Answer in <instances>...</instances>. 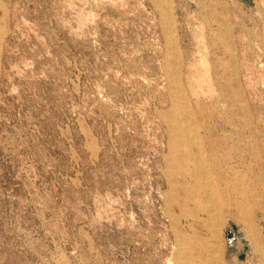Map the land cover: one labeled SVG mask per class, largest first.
Masks as SVG:
<instances>
[{"label":"rangeland","instance_id":"rangeland-1","mask_svg":"<svg viewBox=\"0 0 264 264\" xmlns=\"http://www.w3.org/2000/svg\"><path fill=\"white\" fill-rule=\"evenodd\" d=\"M182 255L264 264V0H0V264Z\"/></svg>","mask_w":264,"mask_h":264},{"label":"bare ground","instance_id":"bare-ground-1","mask_svg":"<svg viewBox=\"0 0 264 264\" xmlns=\"http://www.w3.org/2000/svg\"><path fill=\"white\" fill-rule=\"evenodd\" d=\"M159 11V10H158ZM166 11H168V10H166ZM169 11H170V8H169ZM226 12V11H225ZM228 17V16H227ZM222 19V18H221ZM229 25V24H228ZM226 26V25H225ZM217 28V27H216ZM215 31V30H214ZM218 32H221V31H218ZM228 33V32H227ZM222 34V33H221ZM172 38H175V37H172ZM219 38V37H218ZM221 39V38H220ZM169 40V39H168ZM175 40H177V39H175ZM172 41H173V39H172ZM221 42V41H220ZM219 43V42H218ZM175 46V45H174ZM218 47V46H217ZM174 48V47H173ZM172 49V48H171ZM174 51V50H173ZM172 51V52H173ZM179 51V50H178ZM178 51H175V57H176V61H179L180 60V54H179V52ZM222 51H223V49H222ZM171 52V51H170ZM189 56V55H188ZM243 61V60H242ZM172 62V61H171ZM175 62V61H174ZM178 63V62H177ZM226 63V62H225ZM227 66V65H226ZM230 66V65H229ZM175 67V66H174ZM174 70H172V72H173ZM168 73V72H167ZM179 86V85H178ZM181 86V85H180ZM178 88V87H177ZM181 91H183V90H181ZM175 101V100H174ZM173 109V108H172ZM188 110V109H187ZM184 126H186V125H184ZM183 129H185V127H183V128H181V126H180V128L178 129V134H177V131H174L173 129V131H174V140L172 141V143H171V151H174L173 149L175 148V145L177 144L176 142H178V140H179V138H182V136L184 137V131H183ZM189 133H191V132H189ZM192 134V133H191ZM182 135V136H181ZM193 135H191V137H192ZM173 145V146H172ZM180 153V152H179ZM194 158V156H189L188 158H182L181 159V161H179V163H176V165H177V167L176 168H178V169H180L181 171H187V169L185 168H183L184 166L182 165V162H183V160H186V161H190L191 159H193ZM171 161H173V160H171ZM185 161V162H186ZM196 163L198 162L197 161V159L195 158V160H194ZM228 163V162H227ZM237 167V166H236ZM201 168V167H200ZM203 169H205V167L203 168ZM202 169V170H203ZM220 170V169H219ZM225 170H228V169H225ZM204 171V170H203ZM203 171H200L199 172V174L201 173V172H203ZM217 173V172H216ZM220 174V173H219ZM240 180V179H239ZM209 181V180H208ZM197 184H198V187L202 190L203 188H205V189H203V190H206V192L205 193H207V197H209V198H211L212 196H216L217 195V192L214 190V188H207V187H205L204 186V184L202 183V182H197ZM209 184V183H208ZM206 185V184H205ZM206 186H209V185H206ZM212 185H210V187H211ZM244 191V190H243ZM201 193H202V191H201ZM203 194V193H202ZM203 195H206V194H203ZM196 196H197V199H198V197H200V195H199V193H198V195L196 194ZM204 196H201L200 197V199L201 198H203ZM209 198H208V200H209ZM204 199V198H203ZM192 200V199H191ZM201 201H203V200H201ZM212 204V203H211ZM218 206V205H217ZM216 206V207H217ZM221 206V205H220ZM203 207V206H202ZM212 208V207H211ZM210 207L208 208V209H211ZM214 208V207H213ZM203 213L204 212H206L205 211V209L204 208H202V209H200ZM202 215V214H201ZM208 223V222H207ZM210 223V222H209ZM205 225V224H204ZM203 225V226H204ZM212 250V249H211ZM187 254V253H186ZM188 255V254H187ZM192 256V255H191ZM214 256V255H213ZM185 258L187 259V256H185V255H182V259L184 260V264H209V262L207 261V260H204L203 262L201 261V260H199V258H192L191 260L190 259H188V260H185ZM190 262V263H189Z\"/></svg>","mask_w":264,"mask_h":264}]
</instances>
